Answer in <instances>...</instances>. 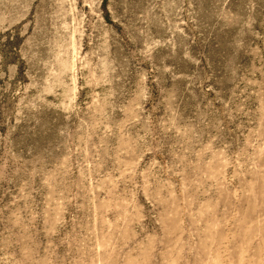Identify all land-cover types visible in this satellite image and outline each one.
Masks as SVG:
<instances>
[{
	"label": "rangeland",
	"instance_id": "1",
	"mask_svg": "<svg viewBox=\"0 0 264 264\" xmlns=\"http://www.w3.org/2000/svg\"><path fill=\"white\" fill-rule=\"evenodd\" d=\"M0 264H264V0H0Z\"/></svg>",
	"mask_w": 264,
	"mask_h": 264
}]
</instances>
